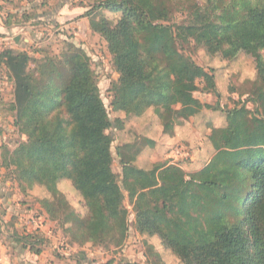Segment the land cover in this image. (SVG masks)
Wrapping results in <instances>:
<instances>
[{
  "label": "trees",
  "instance_id": "1",
  "mask_svg": "<svg viewBox=\"0 0 264 264\" xmlns=\"http://www.w3.org/2000/svg\"><path fill=\"white\" fill-rule=\"evenodd\" d=\"M96 10L121 15L115 23L92 19L91 26L112 44L120 75L117 88L129 105L160 107L167 128L175 118L198 115L194 93L203 68L187 55L189 46L181 44L175 26L167 25V2L108 0ZM193 10L187 29L197 46L217 47L227 57L244 52L256 58V110L227 112L226 127L210 137L215 156L189 179L177 166L145 171L124 161V190L143 231L159 236L183 264H264V0H234L223 7L210 0V6L195 5ZM0 66L14 83L15 124L28 138L13 153L4 149L21 189L39 186L51 194L42 206L65 228L71 243L123 246L128 217L118 206L110 174L98 172L97 138L112 121L89 57L73 45L62 58L35 59L5 50ZM115 104L118 111L125 107L119 95ZM64 180L82 198L85 218L58 189ZM16 236L23 250L42 254L43 240Z\"/></svg>",
  "mask_w": 264,
  "mask_h": 264
},
{
  "label": "rangeland",
  "instance_id": "2",
  "mask_svg": "<svg viewBox=\"0 0 264 264\" xmlns=\"http://www.w3.org/2000/svg\"><path fill=\"white\" fill-rule=\"evenodd\" d=\"M106 1L4 0L1 7L8 10L3 9L2 20L7 32L0 36V52L13 50L35 59L62 58L73 45L89 57L112 121V127L97 138L101 150L98 172L101 176H111L119 197L118 206L128 217V237L121 247L71 243L65 228L51 220L42 206V201L51 199V194L39 186L21 189L16 167L11 162L7 166L4 149L13 153L28 138L15 124L14 83L7 68L0 66V238L15 250L23 247L16 235L38 237L44 242L39 246L43 255L37 256H43L46 264H183L159 236L148 234L139 225L134 204L124 190L123 162L145 171L177 166L188 179L203 170L216 154L210 137L214 130L226 127L227 112L242 107L252 114L256 110L253 99L260 85L256 58L244 52L227 57L217 47L194 43L187 29L191 21L188 17L195 5L206 8L210 0H165L171 10L167 25L175 26L181 44L189 46L187 55L204 73L197 80L199 89L194 93L201 107L198 115L188 120L175 118L167 128L168 121L161 118L160 107L145 106L139 110L129 105L126 94L117 88L120 75L112 44L91 26L92 19L105 18L115 23L120 18V14L107 10L98 14L96 7ZM211 1L223 7L234 0ZM116 95L125 101L121 111L116 109ZM179 108L173 106L174 110ZM58 189L78 216L85 218L87 209L71 182L61 181Z\"/></svg>",
  "mask_w": 264,
  "mask_h": 264
},
{
  "label": "crops",
  "instance_id": "3",
  "mask_svg": "<svg viewBox=\"0 0 264 264\" xmlns=\"http://www.w3.org/2000/svg\"><path fill=\"white\" fill-rule=\"evenodd\" d=\"M4 0H0V36L4 35L7 31L5 25L3 24V8ZM11 13V11H8ZM43 255V254H41ZM45 258L43 256L33 255L30 252L23 250L19 247L14 248L8 246V243L0 238V264H46Z\"/></svg>",
  "mask_w": 264,
  "mask_h": 264
}]
</instances>
